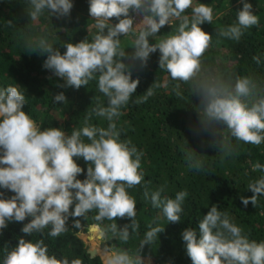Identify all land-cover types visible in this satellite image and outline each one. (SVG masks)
<instances>
[{"label":"clouds","instance_id":"clouds-1","mask_svg":"<svg viewBox=\"0 0 264 264\" xmlns=\"http://www.w3.org/2000/svg\"><path fill=\"white\" fill-rule=\"evenodd\" d=\"M242 8L237 11V22L218 29L217 35L239 42L245 31L258 27L260 18L254 14L249 0H240ZM30 19L36 20L48 12L57 19L67 17L73 8L72 0H29ZM191 9V14H186ZM142 19L134 24L135 16ZM89 14L96 21L99 30L92 41L87 38L64 45L61 54L46 37L26 41L33 52L47 54L43 67L57 77L63 78L67 87L79 89L98 76V89L107 98V106L93 109L96 116L109 121L108 127L84 126L66 133L58 127L41 129L27 112L25 95L16 86L0 89V188L14 193L10 198H0V230L9 222H24L21 232L26 235L43 234L58 238L67 233L69 218L87 219L95 212V224L90 232L97 233L104 241L91 256L101 258L102 264H146L141 255H132L127 248L109 246L112 240L127 243L131 233L139 228L136 221V200L127 189L143 186L144 172L141 170L143 152L138 151L131 141L120 139L121 130L114 122L121 115V109L128 105L140 83L132 78L131 66L125 59L139 61L146 65L150 54L159 50V68L166 70L173 81L192 82L193 94L200 100L203 109L200 123L213 135H219L217 128L224 127L231 137L244 144L259 146L264 143V95L260 94L257 82L249 76L228 77L202 75V58L212 46V34L201 25L213 24V8L195 0H90ZM115 19L116 23H113ZM179 21L174 33L157 39L165 25L173 27ZM12 21H9L11 26ZM134 35L129 54L121 47V36ZM155 38V43L149 42ZM259 65L261 57L253 55ZM158 86V85H157ZM180 85L177 84L176 95ZM154 95L152 85L143 97L133 103H145ZM54 102H65L60 92ZM87 120V118H86ZM87 138V142L85 139ZM220 145L225 155H232L230 146L220 139H214L212 146ZM83 158L88 163L86 178L77 177L84 169L74 159ZM186 157L189 166L203 170V161L195 159L192 153ZM253 171H264V165L257 162ZM253 195L240 199L246 207L250 202L256 207L258 198L264 196V176L247 186ZM159 189L151 193L153 207L162 208L168 222L179 223L187 191H179L175 198H161ZM3 194L0 193V196ZM149 193L145 191V198ZM74 205V208H73ZM129 218L130 224L122 228L116 222H103ZM81 227L80 219H74L73 228ZM140 242V251L151 245L164 227L149 226ZM186 253L192 264H264V241L250 240L241 227L230 221L226 212L213 204L195 228L182 233ZM3 264H82L81 259L67 257L58 259L48 254L43 239L33 242L21 237L18 244L8 251Z\"/></svg>","mask_w":264,"mask_h":264},{"label":"trees","instance_id":"trees-1","mask_svg":"<svg viewBox=\"0 0 264 264\" xmlns=\"http://www.w3.org/2000/svg\"><path fill=\"white\" fill-rule=\"evenodd\" d=\"M73 8L67 17L57 19L48 12L31 20L29 0H0V89L9 85L16 86L25 95L27 112L41 129L58 127L71 134L73 130L84 126L107 128L109 121L96 116L97 106H107L108 98L98 89V76L79 89L67 87L63 78L57 77L43 67L47 54L33 52L26 41L46 37L48 42L61 54L66 51L65 44L78 43L85 38L92 41L98 34L96 21L90 17V0H72ZM206 3L214 11L213 24L205 22L201 27L212 34V46L204 54L202 75H220L227 79L236 76L253 78L264 95V0H249L254 14L260 18L258 27L245 31L239 42L219 37L217 30L237 22V11L242 8L240 0H195ZM135 13H132L134 16ZM186 14H191L188 9ZM9 21H12L11 26ZM116 23L115 19L112 21ZM179 21L173 27L161 28L157 39L175 32ZM134 35L121 36V47L129 54L133 51ZM150 43H155L149 37ZM253 55L261 57L258 65ZM159 50L150 54L146 65L139 61L130 64L132 78H139V85L128 105L121 109L122 115L115 119L121 130L120 139L130 140L138 151L143 152L141 170L144 172L143 186L127 189L136 200V221L139 228L131 233L125 244L112 240L109 246L127 248L132 255H141L146 264H192L186 253L182 233L187 228H195L215 204L219 211L226 212L230 221L242 228L243 234L250 240L264 241V196L258 198L254 207L251 202L245 207L241 196H251L247 189L250 182L264 176V171H253L252 166L259 162L264 165V143L259 146L244 144L231 137L224 127L217 128L219 135H213V129L205 130L200 123L199 97L193 94L192 82L173 81L166 70L159 68ZM179 84L181 96L176 95L175 86ZM152 85L154 95L145 103L135 104ZM158 85V86H157ZM63 92L65 102H54V96ZM87 118V120H86ZM87 142V138H83ZM214 139H220L230 146L232 155L218 150L220 145L212 146ZM192 153L195 159L203 161V170L197 171L189 166L186 157ZM2 154V151H0ZM84 169L77 178L85 179L88 163L83 158L74 157ZM163 189L161 198H175L179 191H187L188 196L182 205L181 221L168 222L162 208L153 207L151 193ZM145 191L149 193L145 198ZM0 198H10L14 193L0 188ZM74 208V205H73ZM95 212L87 219L69 218L68 231L58 238L48 236L49 229L43 234L26 235L21 232L24 222H9L8 227L0 230V264L8 251H11L21 237L33 242L43 239L48 246V254L58 259L67 257L81 259L82 264H102L101 258H93L88 244L79 234L86 232L95 224ZM74 219H80L81 227L73 228ZM116 222L118 227L130 224L129 218H117L116 221L103 222L104 225ZM164 227L151 245H145L140 251V242L150 227ZM103 244L104 241H100ZM101 243V245H103Z\"/></svg>","mask_w":264,"mask_h":264},{"label":"rangeland","instance_id":"rangeland-1","mask_svg":"<svg viewBox=\"0 0 264 264\" xmlns=\"http://www.w3.org/2000/svg\"><path fill=\"white\" fill-rule=\"evenodd\" d=\"M134 16H135L134 24H135V23H138V22L142 19V15H137V14L135 13ZM87 234H91V235H93V238H92L91 240H93V241L96 242V244H95V243H92L91 240H89V241L87 242V244H88V248H89V249H91V248H96V249L98 250V246H101V243H102V242H100V240L98 239L97 233H92V232H90L89 229H88L86 232H83V233H82V235H87ZM102 244H103V243H102ZM101 247H103V245H102Z\"/></svg>","mask_w":264,"mask_h":264},{"label":"water","instance_id":"water-1","mask_svg":"<svg viewBox=\"0 0 264 264\" xmlns=\"http://www.w3.org/2000/svg\"><path fill=\"white\" fill-rule=\"evenodd\" d=\"M90 226H91V225H90ZM90 226H89V229H90ZM97 236H98V234H97ZM79 237H80L84 242L87 243L89 240H91V239L93 238V235H91V234H87V235L79 234ZM91 241H92V243H95V244H96L95 241H93V240H91ZM93 249H94V248L89 249V253H90V255H91V252L93 251Z\"/></svg>","mask_w":264,"mask_h":264}]
</instances>
